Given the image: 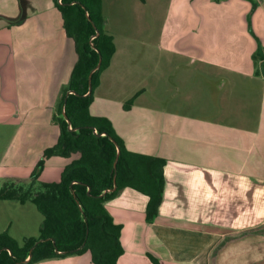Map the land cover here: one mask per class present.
<instances>
[{
  "label": "crops",
  "instance_id": "1",
  "mask_svg": "<svg viewBox=\"0 0 264 264\" xmlns=\"http://www.w3.org/2000/svg\"><path fill=\"white\" fill-rule=\"evenodd\" d=\"M250 1H256L254 17L264 18V0ZM102 9L103 29L113 36L116 51L94 90L90 112L108 118L131 151L166 159L154 221L146 219L148 195L134 188L105 203L121 225L118 264H154L151 255L159 264H264V74L254 67V73L244 74L251 89L238 91L236 75H196L188 67L185 77L171 84L179 96L205 92L206 109L172 105L151 86L140 88L127 109L124 104L137 91L129 89L125 67L141 57L128 49V36L119 38L124 25L113 23L122 21L107 14L106 0ZM255 33L264 47V34ZM76 60L56 0H0V191L5 181L29 183L44 150L58 141L56 116ZM205 60L202 55L192 65ZM147 92L150 100L144 98ZM76 157L46 158L38 181H60ZM32 204L0 199V233L8 231L19 242L38 237L44 217ZM34 264L93 262L84 252Z\"/></svg>",
  "mask_w": 264,
  "mask_h": 264
},
{
  "label": "trees",
  "instance_id": "2",
  "mask_svg": "<svg viewBox=\"0 0 264 264\" xmlns=\"http://www.w3.org/2000/svg\"><path fill=\"white\" fill-rule=\"evenodd\" d=\"M56 4L77 55L65 94L71 92L56 116L58 141L44 150L29 183L5 181L0 191V199L33 202L44 219L38 237L23 242L8 231L0 233V264H34L84 252H90L93 264H118L123 252L121 225L105 203L124 188H134L148 195L146 219L154 221L163 199L166 159L131 151L108 118L90 112L94 90L116 51L113 36L103 29V0ZM261 50L260 43L255 61L264 60ZM132 105L133 98L124 104L127 109ZM54 155L77 157L64 167L60 181H38L45 159Z\"/></svg>",
  "mask_w": 264,
  "mask_h": 264
},
{
  "label": "rangeland",
  "instance_id": "3",
  "mask_svg": "<svg viewBox=\"0 0 264 264\" xmlns=\"http://www.w3.org/2000/svg\"><path fill=\"white\" fill-rule=\"evenodd\" d=\"M255 6L256 1L250 0H106L107 14L122 21L113 23L124 25L119 38L128 36V49L141 57L140 63L125 67L131 74L129 89L137 91L133 101L139 96L140 88L151 86L153 93L158 91L166 101L174 102L172 105L193 104L200 111L206 109L209 105L205 92L193 90L190 96H179L180 90L171 84L185 77L183 72L188 67L194 68L192 73L196 75H236L241 79L237 90L249 89L251 78L244 74L254 73V67L256 72L264 74V64L253 57L259 46L253 35L264 34V18L254 17ZM202 55L205 62L192 65ZM157 65L162 66V72ZM141 66L144 70L139 69ZM146 95L145 100H150L149 92ZM32 206L38 210L36 205Z\"/></svg>",
  "mask_w": 264,
  "mask_h": 264
},
{
  "label": "water",
  "instance_id": "4",
  "mask_svg": "<svg viewBox=\"0 0 264 264\" xmlns=\"http://www.w3.org/2000/svg\"><path fill=\"white\" fill-rule=\"evenodd\" d=\"M99 64H100V63H99ZM92 72H93V71H92ZM90 79H91V76H90ZM90 84H91V82H90ZM90 89H91V86H90ZM70 92H71V91H68L67 94H66V96H65V99H64V105H65V102L67 101V95H68ZM63 115L66 116V115H65V109H64V108H63ZM115 187H116V186H114L113 189H115ZM113 189H109V190H107V191H112ZM29 259H30V256L26 258L25 262H27Z\"/></svg>",
  "mask_w": 264,
  "mask_h": 264
},
{
  "label": "flooded vegetation",
  "instance_id": "5",
  "mask_svg": "<svg viewBox=\"0 0 264 264\" xmlns=\"http://www.w3.org/2000/svg\"><path fill=\"white\" fill-rule=\"evenodd\" d=\"M58 2H59V3H62V0H61V1H60V0H58ZM91 39H93V37H92Z\"/></svg>",
  "mask_w": 264,
  "mask_h": 264
},
{
  "label": "built area",
  "instance_id": "6",
  "mask_svg": "<svg viewBox=\"0 0 264 264\" xmlns=\"http://www.w3.org/2000/svg\"><path fill=\"white\" fill-rule=\"evenodd\" d=\"M61 1V0H60Z\"/></svg>",
  "mask_w": 264,
  "mask_h": 264
}]
</instances>
